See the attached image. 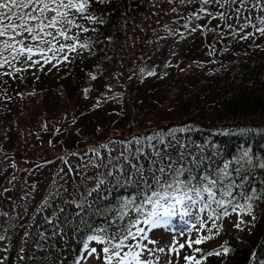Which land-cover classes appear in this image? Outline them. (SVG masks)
<instances>
[{
	"label": "trees",
	"instance_id": "obj_1",
	"mask_svg": "<svg viewBox=\"0 0 264 264\" xmlns=\"http://www.w3.org/2000/svg\"><path fill=\"white\" fill-rule=\"evenodd\" d=\"M176 2L0 0V237L37 175L42 197L8 264H78L91 237L114 252L150 194L225 179L257 209L218 264H264V0ZM17 162L37 169L20 184Z\"/></svg>",
	"mask_w": 264,
	"mask_h": 264
},
{
	"label": "rangeland",
	"instance_id": "obj_2",
	"mask_svg": "<svg viewBox=\"0 0 264 264\" xmlns=\"http://www.w3.org/2000/svg\"><path fill=\"white\" fill-rule=\"evenodd\" d=\"M176 1L172 0V3H175L173 10L180 6ZM169 13L168 5L164 18H167ZM51 52L58 53L60 48ZM56 154L57 157H54ZM66 156L68 155L65 152L52 150L46 157L51 164L54 158L60 162ZM30 166L29 164L26 167V163L17 162L13 181L20 184L24 177L27 179L26 174L31 171ZM36 171L37 169L31 172L34 174ZM46 171L42 170L40 178ZM37 179L38 175L32 177L29 187L26 188L28 194L25 197L28 198L18 205L24 207L21 215H16L18 222L10 226L11 234L8 237H0V264H8L7 255L11 247L6 244L7 240H21L22 228L28 223L27 221L22 224L25 213H28L26 219L29 220L42 199H36L39 189H33ZM54 179L55 173L52 170L49 178L45 180L44 187L47 186L48 189ZM220 190L217 193L202 189L193 192L182 191L173 183L160 193L150 194L143 202V211H147L145 217L136 223L134 232L116 244V251L107 253L109 248L103 245L102 240L91 237L85 244L82 259L78 264H218L222 260L228 240L237 244L245 242L257 209L256 202L243 196L241 187H234L232 181L225 179L222 192ZM1 216L0 209V218ZM15 252L20 253V248Z\"/></svg>",
	"mask_w": 264,
	"mask_h": 264
}]
</instances>
